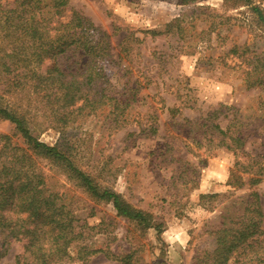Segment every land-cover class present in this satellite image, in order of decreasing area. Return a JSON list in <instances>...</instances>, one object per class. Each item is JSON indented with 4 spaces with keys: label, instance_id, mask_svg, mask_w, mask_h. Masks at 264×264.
Returning <instances> with one entry per match:
<instances>
[{
    "label": "rangeland",
    "instance_id": "1",
    "mask_svg": "<svg viewBox=\"0 0 264 264\" xmlns=\"http://www.w3.org/2000/svg\"><path fill=\"white\" fill-rule=\"evenodd\" d=\"M244 2L69 0L71 8L111 36L114 61L123 47L130 48L131 61L124 58L108 70L118 89L127 81V88L136 86L138 100L125 112L129 123L111 125L101 111L69 131L75 165L99 190L115 192L151 215L163 231L158 236L153 228L118 215L61 164L34 156L47 186L65 193L77 223L91 228L85 245L101 250L89 257L82 253L79 259L72 249L74 259L65 264H201L197 258L205 232L219 224L233 200L256 193L264 213V175L251 181L253 172L264 167V114L259 107L264 90L249 89L242 79L243 70L250 68L245 58L252 55L231 53L234 45L248 43L264 57V28ZM253 2L264 10V0ZM80 54L61 55V68H83L86 58ZM3 90L0 84V104L13 102ZM21 104L27 106L24 100ZM31 109L32 135L56 145L60 134ZM233 121L234 130L247 134L236 151L217 145L209 131L211 123L224 129ZM0 134L25 146L7 120L0 119ZM0 264H31V258L22 243L5 244L0 238Z\"/></svg>",
    "mask_w": 264,
    "mask_h": 264
},
{
    "label": "trees",
    "instance_id": "2",
    "mask_svg": "<svg viewBox=\"0 0 264 264\" xmlns=\"http://www.w3.org/2000/svg\"><path fill=\"white\" fill-rule=\"evenodd\" d=\"M244 5L264 28L262 7L253 0H245ZM110 39L71 8L69 0H0V84L13 101L0 104V119L9 121L25 139L23 146L13 142L10 135L0 134V238L5 244L22 243L31 264H65L74 259L72 249H77L79 259L82 253L89 257L101 251L85 245L91 228L77 223L65 193L47 186V176L36 167L34 156L61 164L88 192L109 202L118 215L144 229L153 228L158 236L162 234L161 224L153 222L151 215L129 206L115 192L99 190L74 162L76 150L69 131L79 121L106 111L105 117L117 127L130 122L125 112L138 102L136 86L127 88V81L118 89L111 78L108 68L119 66L124 58L131 59L130 48L123 47L114 61ZM252 48L248 43L234 45L231 53L238 58L252 55L245 58L250 68L243 70L242 79L247 88L263 91L264 57ZM68 51L80 52L81 58H86L83 68H61L58 59ZM23 100L27 106L21 104ZM31 106L45 119L43 125L60 134L56 145L49 146L32 135ZM259 107L264 114V96H259ZM211 124L209 131L217 145L233 151L243 148L247 134L234 130V121L224 129ZM259 175H264V167L253 172L251 181L259 182ZM205 233L203 253L197 262L264 264V213L258 194L233 200L219 224L208 226Z\"/></svg>",
    "mask_w": 264,
    "mask_h": 264
}]
</instances>
